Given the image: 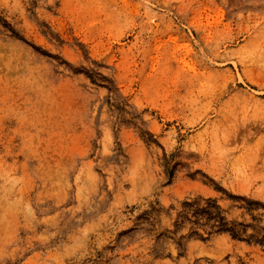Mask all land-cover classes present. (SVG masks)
Here are the masks:
<instances>
[{"label":"rangeland","instance_id":"374dc122","mask_svg":"<svg viewBox=\"0 0 264 264\" xmlns=\"http://www.w3.org/2000/svg\"><path fill=\"white\" fill-rule=\"evenodd\" d=\"M0 264H264V0H0Z\"/></svg>","mask_w":264,"mask_h":264},{"label":"trees","instance_id":"16d2710c","mask_svg":"<svg viewBox=\"0 0 264 264\" xmlns=\"http://www.w3.org/2000/svg\"><path fill=\"white\" fill-rule=\"evenodd\" d=\"M218 214H219V212L216 211V210L211 212V215L214 216L213 221L215 223H217V225H216L217 231L227 232L230 235L231 238H233V239L234 238L239 239V237L237 235L238 233L233 230V227L228 228L227 227V224L224 222V219L220 215H218ZM239 231L245 232V229L243 227H241V229H239Z\"/></svg>","mask_w":264,"mask_h":264}]
</instances>
